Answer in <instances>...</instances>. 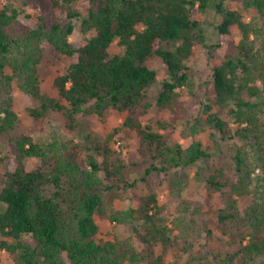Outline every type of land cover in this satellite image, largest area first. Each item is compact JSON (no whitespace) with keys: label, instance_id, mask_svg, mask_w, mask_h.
Returning a JSON list of instances; mask_svg holds the SVG:
<instances>
[{"label":"trees","instance_id":"1","mask_svg":"<svg viewBox=\"0 0 264 264\" xmlns=\"http://www.w3.org/2000/svg\"><path fill=\"white\" fill-rule=\"evenodd\" d=\"M61 1L64 21L35 16L42 21L36 27L22 24L15 8L0 9V134L18 120L12 108L16 88L39 101L36 117L63 112L70 129L109 109L127 114L114 133H138L161 165L147 168L139 180L163 173L181 198L196 169L195 178L221 197L216 219L237 247L219 256L220 264H264V175L257 186L249 169L254 155L264 174V0H86L85 14L73 9L79 0ZM52 3L61 7L58 0ZM228 3L251 11L252 18L246 22ZM208 11L221 18L214 48L231 52L213 68L210 98L193 114L177 89L192 84L187 61L204 42L200 18ZM74 20L80 21L81 43L71 41ZM45 49L69 61L53 81L55 97L40 89L38 66ZM161 70L167 77L156 106L173 122L186 124L180 137L188 145L168 144L163 134L134 117L139 107L149 106L146 93ZM217 134L234 145L230 171L215 166L204 145L203 136L210 143ZM91 143L93 153L80 160L57 140L36 142L28 135L15 140V166L0 178V250L17 264H194V258H166L169 248L180 244L157 223L164 206L156 194L134 195L135 207L112 217L118 223L142 222L133 227L132 237H99L95 216L106 193L116 194L120 184L134 187L137 180L126 182L125 166L109 143ZM30 158L40 166L28 171ZM47 186L55 190L51 196ZM178 207L171 225L193 237L200 226L198 208L183 200ZM157 244L162 245L159 252ZM143 245L145 251L139 248ZM183 245L178 252L190 253L194 247L188 241Z\"/></svg>","mask_w":264,"mask_h":264},{"label":"rangeland","instance_id":"2","mask_svg":"<svg viewBox=\"0 0 264 264\" xmlns=\"http://www.w3.org/2000/svg\"><path fill=\"white\" fill-rule=\"evenodd\" d=\"M60 1L61 7L55 8L53 0H0V9L3 6H11L19 13V20L22 24L36 27L42 21L34 19L35 16H43L47 21L65 19V3ZM229 8L240 12L244 20L248 22L253 13L245 11L241 6L234 3H228ZM87 8L86 0H79L73 5V9L85 14ZM201 27L204 34V42L194 47L193 54L187 61L189 74L192 80L191 86L177 89L180 101L191 107L193 114L201 112L205 99L210 98V80L213 74V68L223 61L225 53L231 52V48L224 47L216 51L214 45L217 44L218 34L216 26L221 22L219 15L213 11H208L201 18ZM66 22V20H65ZM75 32L71 41L81 43L80 21L74 20ZM241 35L236 31V40ZM166 48L171 49L168 45ZM68 59L57 54L53 49H45L41 62L38 66L40 78V89L43 94L55 97L56 93L53 87L55 77L64 72L68 66ZM167 77L164 70H161L156 83L151 86L147 93L145 104L138 108L135 118L143 126H149L154 132L163 134L168 144L181 143L188 145L189 142L181 139L180 132L186 126L185 123H175L171 117L164 112L159 111L156 106V98L161 91V83ZM16 88V87H15ZM12 108L17 115V122L12 130L0 134V178L6 171L12 170L15 166L13 156V145L15 140L22 135L31 136L36 142H51L57 140L66 144L68 151L77 156L80 160L86 159L88 154H92L94 140H100L103 143H109L110 148L115 152L114 158H119L125 166V178L127 183L137 180L134 187H124L120 184L115 193H106L104 206L95 216L96 223L99 226V237L103 240L117 236L120 239L132 237L133 227L139 226L142 222L133 221L132 223H118L112 221V217L119 215L131 208H134L132 200L134 195L146 196L156 194L163 211L157 216V223L168 230V235L179 246L170 247L166 258L168 261H186L188 258H194V264H220V257L226 252L233 251L236 247L231 238L223 235L216 215L220 196L212 195L207 190L203 181L195 177L196 169L191 171L190 180L185 189L181 192V198L177 195V190L172 188L163 173L152 172L145 177V181L139 180L144 171L152 165L161 167L159 161L153 159V154L149 147L141 140L138 133L125 131V133H114L115 129L122 128V124L127 114L118 112L115 109H109L102 117L92 116L85 118L70 129L69 123L63 112H47L43 117H36L34 110L39 108V101L22 93L19 89L13 91ZM226 112L223 116L226 117ZM113 136L112 140L109 139ZM204 145L214 156L215 166L232 169L230 149L234 145H228L218 134L212 142H207L203 136ZM108 140H110L108 142ZM241 145V143H240ZM249 169L253 182L259 186L263 179V171L258 160L251 155ZM28 171L34 170L40 166L37 159L30 158L25 162ZM228 171V172H229ZM205 173V172H204ZM52 186L46 187V193L51 196L54 192ZM248 199V198H246ZM189 201L196 204L199 212L200 226H197V232L193 237H185L174 229L171 220L175 215L181 201ZM248 201V200H247ZM1 208V203H0ZM188 241V245L193 243V249L190 253L178 252V247L183 248V243ZM161 244L154 248L158 252L161 250ZM145 251L147 246L139 247ZM200 252V253H199ZM0 264H17L16 260L8 255L4 250H0Z\"/></svg>","mask_w":264,"mask_h":264}]
</instances>
